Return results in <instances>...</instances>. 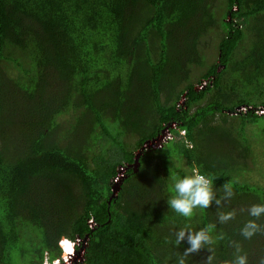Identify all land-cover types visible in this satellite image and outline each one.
Returning <instances> with one entry per match:
<instances>
[{"label":"trees","instance_id":"trees-1","mask_svg":"<svg viewBox=\"0 0 264 264\" xmlns=\"http://www.w3.org/2000/svg\"><path fill=\"white\" fill-rule=\"evenodd\" d=\"M212 31L213 62L201 53ZM3 64L13 72L0 84V264L61 257L62 236L89 237L80 264H224L237 245L264 264V214L248 212L264 185L245 174L256 170L248 128L264 121V0H0ZM166 128L173 139L135 168ZM193 162L215 198L184 218L167 201ZM249 220L261 231L245 239ZM209 225L214 243L184 257L176 233Z\"/></svg>","mask_w":264,"mask_h":264},{"label":"clouds","instance_id":"clouds-1","mask_svg":"<svg viewBox=\"0 0 264 264\" xmlns=\"http://www.w3.org/2000/svg\"><path fill=\"white\" fill-rule=\"evenodd\" d=\"M199 81H197L193 85L196 90L199 86L201 87L200 89H204L208 84V80L200 79ZM182 102L184 105L185 95L183 96L179 104ZM258 115L261 116L259 113ZM188 147L191 148L192 145L189 143ZM172 180L174 194L167 201V203L170 208L179 216L189 218L193 215L195 209H207L212 205L215 198V194L213 191V180L210 176L203 174L201 172L200 166L197 165L195 162H193L189 173L185 174L182 177L173 176ZM223 190L227 196H232V183L226 182L223 185ZM215 203L220 204V200H215ZM248 212L250 216L259 219L262 214H264V203L252 205L248 209ZM234 217L235 212H227L220 214L221 222H227L233 219ZM213 227L214 225H209L206 228H202L200 231L196 232H186L185 229H181L179 232L176 233L175 243L177 245H179L185 240L189 245V247L185 249L184 257H187L194 253H198L202 248H204L205 245H211L214 243L210 234L211 229ZM259 231H261V226L258 225L255 220H249L241 229V235L245 239H251ZM73 242V240L62 236L58 242L62 251L61 257H56L54 256V254L50 253L47 249H45L42 252L43 264H61V261H64V264H71L72 261L76 262L80 254L81 248L80 246L74 245ZM67 245H71L70 251L66 250ZM209 251H212V249L210 248ZM213 259V256H208L205 264H212ZM70 260L72 261L70 262ZM179 264H185V260L183 257L179 260ZM224 264H249V260L247 254L243 253L242 248L237 245L234 258L229 261H224Z\"/></svg>","mask_w":264,"mask_h":264},{"label":"rangeland","instance_id":"rangeland-1","mask_svg":"<svg viewBox=\"0 0 264 264\" xmlns=\"http://www.w3.org/2000/svg\"><path fill=\"white\" fill-rule=\"evenodd\" d=\"M217 36H218L217 31H212L208 35H206V37L203 38V41H202L203 43L201 44V47H202L201 48V53H203L205 56L208 55L207 57L209 58V60L211 59L210 61H212V62H213L212 57L213 56L215 57V55H216L214 48L217 45V41H218V37ZM213 54H215V55H213ZM13 56L15 58H21L22 54L20 52L16 51V52L13 53ZM215 61H216L215 64L219 67L220 64L217 62V59ZM221 69L222 68H220V70ZM11 71L12 70L9 69L7 67V65H5V64L2 65V67L0 69V75H1L0 84L2 82L1 85H5V84L8 83V81L6 79V74L8 72H11ZM260 115H264V114H260ZM248 131L250 132V138L251 139L255 138V140L251 143V145H252V148L255 151L256 170H254V172H252V171L249 172V173L246 172L245 174H246V176H250V178L254 179V182L256 180L257 182H260L258 184H263L264 185V134H262V132L264 131V121L260 122L258 125L254 126V127H249ZM160 144H162V141H161ZM6 145L9 146L10 144L6 143ZM138 163H139V161H138ZM248 164H249L248 166L250 167V169H252V165H251V161L250 160H248ZM129 167H132V166H129ZM136 167L138 168L139 165L136 166ZM124 169L125 170H123L122 167H119L120 180L123 178V176L126 177V173H127L128 169H126V168H124ZM112 182L114 183V180H112ZM61 264H64V261H61Z\"/></svg>","mask_w":264,"mask_h":264},{"label":"built area","instance_id":"built-area-1","mask_svg":"<svg viewBox=\"0 0 264 264\" xmlns=\"http://www.w3.org/2000/svg\"><path fill=\"white\" fill-rule=\"evenodd\" d=\"M200 88H201L200 86L197 87V90H199ZM180 105H183V102L180 103ZM238 112L239 113H247L248 112V108H246V107H240L238 109ZM259 114H264V109H261L259 111ZM172 127H175V124H172L171 128ZM169 130H170L169 128H166L164 131H162V133L156 139L147 142L146 145L140 151H138V153H137L136 156H138L139 153L144 152L145 150L150 149V148H153V149L162 148L164 144L168 143L170 140L173 139V135L171 134V132ZM184 133L185 132H182V134H184ZM161 141H162V144H160ZM134 167L137 168L136 167V164H134ZM122 168H123V170H125L124 168H126V167H122ZM119 172L120 171L118 169V174L113 179L114 180V183L112 182V189L111 190H112L113 197H115V198L118 197V195H119L121 180L125 177V176H123V178L120 180V173ZM94 223L95 222L93 220H90L89 221L90 227L93 228L95 226ZM88 242H89V237L88 236L85 239L77 238L73 242L74 245L80 246L81 250H80V254L78 256L77 261L76 262H73L72 260H70V262L72 261L71 264H80V263H82L84 261L85 251H86V247L88 245ZM74 260H76V259H74Z\"/></svg>","mask_w":264,"mask_h":264},{"label":"water","instance_id":"water-1","mask_svg":"<svg viewBox=\"0 0 264 264\" xmlns=\"http://www.w3.org/2000/svg\"><path fill=\"white\" fill-rule=\"evenodd\" d=\"M143 152L139 153L138 156H137V159H136V166H138V159L140 158V156L142 155Z\"/></svg>","mask_w":264,"mask_h":264},{"label":"snow or ice","instance_id":"snow-or-ice-1","mask_svg":"<svg viewBox=\"0 0 264 264\" xmlns=\"http://www.w3.org/2000/svg\"><path fill=\"white\" fill-rule=\"evenodd\" d=\"M66 250L70 251L71 250V245L66 246Z\"/></svg>","mask_w":264,"mask_h":264}]
</instances>
